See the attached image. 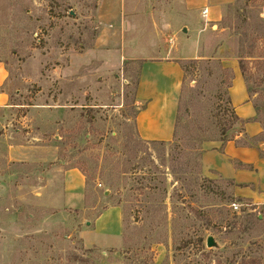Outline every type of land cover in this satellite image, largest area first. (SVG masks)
<instances>
[{
    "label": "rangeland",
    "instance_id": "1",
    "mask_svg": "<svg viewBox=\"0 0 264 264\" xmlns=\"http://www.w3.org/2000/svg\"><path fill=\"white\" fill-rule=\"evenodd\" d=\"M103 1L0 0L12 79L0 119V264H264V210L199 163L228 119L218 83L234 68L264 127V0H123L125 60L118 68L112 54L107 71L93 53ZM205 3L218 19L202 17ZM196 47L203 64L184 73L175 143L141 140L142 62ZM208 236L220 249L205 247Z\"/></svg>",
    "mask_w": 264,
    "mask_h": 264
},
{
    "label": "crops",
    "instance_id": "2",
    "mask_svg": "<svg viewBox=\"0 0 264 264\" xmlns=\"http://www.w3.org/2000/svg\"><path fill=\"white\" fill-rule=\"evenodd\" d=\"M122 3L123 0L103 1L102 9L106 10L103 13L106 26L102 29V34L105 38L97 40L93 53L97 61H104L102 69L106 71L115 69V65L119 68L125 60L121 51L120 38ZM213 8L206 3L202 6V10L208 9V15L213 14L211 18L215 20L218 19L219 10ZM196 53H198L197 47L194 55L188 58L174 56L142 62L135 90V103L143 106L135 116L136 132L141 140L146 142L172 140L184 79L181 63L197 60ZM112 54L119 58H114L115 65L109 66L108 62L111 58L113 59ZM110 63L112 64V61ZM233 70L234 78L228 90L229 98L235 114L245 121L244 133L237 136L236 140H241L244 134L249 138L260 137L264 134V127L257 119L258 113L249 99L244 79L235 68ZM70 71L71 68H66L64 72L56 70L52 72V76L56 75V79L61 80L70 75ZM11 82L8 67L4 61L0 60V119L1 114H6L11 108L9 90ZM8 148L11 158L14 150L11 149V145H8ZM199 163L202 176L210 180L231 182L232 194L235 198L253 209L264 210V140L247 147L238 145L235 141L224 144L220 141L205 142L202 145ZM79 196L81 201L83 195L79 194ZM109 209L118 213L116 207H109Z\"/></svg>",
    "mask_w": 264,
    "mask_h": 264
},
{
    "label": "trees",
    "instance_id": "3",
    "mask_svg": "<svg viewBox=\"0 0 264 264\" xmlns=\"http://www.w3.org/2000/svg\"><path fill=\"white\" fill-rule=\"evenodd\" d=\"M201 64H203L202 60L183 62V63H181V69L185 73L188 68L196 69L197 65H201ZM140 69H141V67H140ZM208 73L211 74L210 72H208ZM138 81H139V76H138V78L135 79V82H134V93H135V90L137 88ZM226 84H227L226 88H227V91H228V89L230 88V85H231V81L225 83L224 80H221L218 83V91L222 92L221 87L226 85ZM245 85H246V83H245ZM222 94H223V98L225 97V94H226L225 102H226L227 106L224 109V112H225V117H228V119L225 120L226 123L223 126L221 125L222 128L220 129V132H219V135H220L219 137L220 138H219V140H216V141H220V142H222V144H224L226 142H229V141H235L236 144L247 147V146L255 145L259 141L264 140V134H262L260 137H256V138H249V137H247L244 134V136H243V138L241 140H236L237 136H239L240 134L244 133L243 126L245 124V121L241 120L235 114L234 109H233V107L231 105V102H230L229 95L227 94V92L224 91V93L222 92ZM133 97H134V103H135V96H133ZM142 107L143 106H141L139 109H141ZM177 126H178V118H176V122H175V126H174V132H173V137H172V140H171V142L169 144L175 143L176 134H177ZM201 141H204V140H201ZM148 143H151V144H162V145L166 144V142H148ZM200 154H201V152H200ZM225 183H227L230 186H232L231 182H225ZM238 201L241 202V200H238ZM202 242H203V240H199L200 249H204V245L202 244Z\"/></svg>",
    "mask_w": 264,
    "mask_h": 264
},
{
    "label": "water",
    "instance_id": "4",
    "mask_svg": "<svg viewBox=\"0 0 264 264\" xmlns=\"http://www.w3.org/2000/svg\"><path fill=\"white\" fill-rule=\"evenodd\" d=\"M183 32L185 33L186 30L184 29ZM105 196L108 195V192L104 193ZM205 247L207 249H214V250H218L220 249L219 244L215 241V239L212 236H208L205 240Z\"/></svg>",
    "mask_w": 264,
    "mask_h": 264
},
{
    "label": "built area",
    "instance_id": "5",
    "mask_svg": "<svg viewBox=\"0 0 264 264\" xmlns=\"http://www.w3.org/2000/svg\"><path fill=\"white\" fill-rule=\"evenodd\" d=\"M201 15H202L203 18H206L207 15H208V10H207V9H204V10L202 11ZM231 207H232V209H233L234 211H237V210L240 208V205H239V204H235V203H233V204L231 205Z\"/></svg>",
    "mask_w": 264,
    "mask_h": 264
}]
</instances>
